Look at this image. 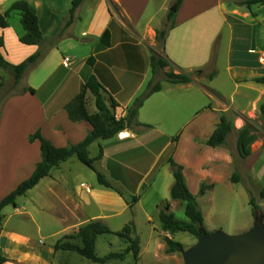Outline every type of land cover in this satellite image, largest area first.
Listing matches in <instances>:
<instances>
[{
    "label": "crops",
    "instance_id": "obj_1",
    "mask_svg": "<svg viewBox=\"0 0 264 264\" xmlns=\"http://www.w3.org/2000/svg\"><path fill=\"white\" fill-rule=\"evenodd\" d=\"M15 1L0 0V12L7 11ZM23 1L38 15L43 43L20 41L25 33L22 15L12 11L8 26L0 27L4 37L1 52L13 64L42 47L46 55L25 70L17 89L7 93L0 107V200L30 177L42 159L40 141H30V134L40 130L54 145L66 146L82 141L90 132L89 122L70 120L65 105L91 75L101 83L107 103H117L115 113L119 118L128 114L152 79L160 80L162 88L139 109L138 121L143 125L122 130L129 133L127 137L118 133L89 146L92 157L103 148L96 167L123 195L91 179L75 154L28 190L29 196L44 187V204L34 200V205L62 225L66 233H74L93 219L107 224V219L130 211L136 226L139 216L152 225L156 217L161 228L159 238L164 242V236L174 239L180 231L164 229L159 217V209L167 202L172 212L177 204L171 198L175 178L170 158L183 166L192 193L197 195L201 185H208L205 193L198 194L203 197L235 183V173L237 182L241 181L240 173L252 177L256 184L264 177L251 163L255 149L252 147L253 153L240 163L236 143L237 129L244 126L246 117L259 116L264 121V83L255 80L264 77V3L248 7L239 4L243 0H182L175 8L177 0H83L73 21L65 25L72 0ZM175 9L163 52L170 63L165 70L189 73L192 80L186 83L157 78L150 60L154 48L150 39L155 41L157 31L168 27V12ZM65 57L71 59L69 64H65ZM87 109L89 113L98 110L90 91ZM228 111L237 113L236 129L228 135L226 144L208 145L222 113ZM175 136L178 138L174 141ZM133 197L136 201L130 205ZM19 208L17 199L14 212H21ZM22 212L36 221L33 213ZM246 223L235 230H247L250 222ZM204 226L209 231L222 229L221 224H208L205 215ZM5 229L3 222L0 240L5 236L7 244L0 243V254L7 261L0 264H49L36 246L37 250L25 249L15 258L14 250L22 240L13 228ZM164 248L167 253V244ZM167 254L182 264L177 252Z\"/></svg>",
    "mask_w": 264,
    "mask_h": 264
},
{
    "label": "trees",
    "instance_id": "obj_2",
    "mask_svg": "<svg viewBox=\"0 0 264 264\" xmlns=\"http://www.w3.org/2000/svg\"><path fill=\"white\" fill-rule=\"evenodd\" d=\"M83 2V0H72V6L70 8V17L65 22V25H69L73 19L76 8ZM182 0H177L176 7L178 8ZM264 3V0H243L239 4L246 5L248 7L251 4ZM12 11L21 12V22L25 29V33L20 37V41L25 44H39L41 45L44 40V36L39 26V18L34 10L28 3L23 0L15 1L11 4L7 11L0 12V27L8 26V16ZM175 10L168 12L167 26L157 31L156 39L161 42V51L153 48L151 49V66L154 74H157L160 70L170 65L169 61L163 56L164 46L168 29L172 26L169 23L175 17ZM4 46V37L0 35V66L9 70L13 76L15 83H18L25 70L39 62L45 55L46 50L40 48L35 54L29 56L24 61L13 64L3 56L1 48ZM89 60V59H88ZM164 80L171 83H186L192 80L189 73L175 72L173 69L164 71ZM258 82L264 83V77H258L255 79ZM3 79L0 76V86L3 87ZM162 88V82L160 80L152 79L146 89L134 100L132 106L128 110V114L125 117H117L115 109L117 103L115 100H111V104H108L103 93L102 85L95 75H91L88 80L83 83L80 91L65 105L66 111L70 120L72 121H87L92 125V129L87 136L80 142L74 144H68L66 146H56L49 139H47L40 130L29 135V140H39L42 159L36 164L34 172L30 177L26 178L18 184V186L12 190L9 194L0 200V234L3 229V209L7 205L17 206V198L21 195H25L28 190L33 188L40 182L42 178L48 176L51 170L60 165L62 161L67 160L72 155H77L79 160L92 169L97 176V181L106 186L116 190L119 194L123 195V192L115 184L107 179L105 174L96 167V160L103 157V148L100 147L98 154L95 157L90 156L89 146L99 138L107 139L118 134L124 129H132L134 127L143 125L138 121L139 109L144 104L145 100L154 92ZM28 90L35 92L34 88L28 87ZM90 91L95 97V104L97 111L95 113H89L87 109V92ZM1 97V96H0ZM0 100V105L2 104ZM261 111L264 114V104L261 106ZM237 113L233 111L223 112L220 122L217 124L214 132L207 140V144L211 146L224 145L227 142L228 135L234 131V118ZM245 124L240 129H237V153L240 159H245L253 153L252 144L259 138V134L253 127V118L246 117ZM148 126V125H147ZM264 128V123L262 124ZM264 138V135H262ZM178 136L174 137V141ZM264 148V139L263 145ZM174 174V183L171 187V198L176 200H182L185 203V214L188 217L187 221L180 220L175 217V214L170 211V204L167 202L162 208L159 209V217L162 226L166 230L171 232L186 231L198 236L199 230L205 228L204 215L200 208L197 197L190 191L186 179L184 176L183 166L178 164L173 158L169 159ZM233 181L238 180V176L235 173L232 177ZM208 185L203 184L200 187V193H205ZM250 203L252 204L253 215L255 218H260L264 215L259 211V205L256 198L250 191ZM260 198L264 199V187L260 191ZM136 201V197H133L130 201L132 205ZM261 213V215H260ZM208 234L212 231L206 230ZM105 233H112L124 238L127 242V246L123 251H111L105 255H98L96 252V244L98 236ZM64 239H59L54 244L55 250H70L79 253L80 255L92 260L93 262L101 264H112V260H124L125 256L132 252L135 260H138L141 252L140 237L136 233V227L134 222L130 221L121 230H112L101 219H93L80 225L78 230L72 234L65 235ZM164 240L168 246L167 253L177 252L180 248H183V244L175 239L164 236ZM7 261V258L0 254V263ZM123 264V263H114Z\"/></svg>",
    "mask_w": 264,
    "mask_h": 264
},
{
    "label": "rangeland",
    "instance_id": "obj_3",
    "mask_svg": "<svg viewBox=\"0 0 264 264\" xmlns=\"http://www.w3.org/2000/svg\"><path fill=\"white\" fill-rule=\"evenodd\" d=\"M14 15H19V13ZM150 42H152V45L155 49L161 51L162 44L160 41L157 39L155 41L150 39ZM5 70L7 72L6 75ZM5 70L0 67V74L3 75V82L5 86L4 89H0V100L2 99V104L0 107L6 100L7 93L17 89L13 74L9 70ZM163 76V70H160L157 73V78H161ZM258 117L259 116H257L256 119L252 121L253 127L259 134V138L252 144V147L256 152L254 155H252L251 163L255 164L256 170L259 171L260 175H263L264 148L262 145L264 138L262 135H264V128H262V124L264 121H261ZM240 160V163H243V159ZM80 165L83 167V169H85V172L89 171L87 173L91 175V179L97 180L96 173L92 169L82 162H80ZM85 174L86 173H84V175ZM240 176L241 181H236L230 186L224 185L218 189L219 191H216L209 196L208 194L205 197L199 196L198 194L200 191L197 193V195L193 193L197 197L200 208L202 209L208 224L209 222L221 224L220 228L222 229L216 230H223L226 233L237 234L240 233V231L235 230L237 226H245L247 224L246 222H250L248 223L250 224L249 228L251 224L253 225L255 217L253 215L252 204L250 203V191L256 198L257 204L259 205V211L264 215V199L260 198V190L264 187V177L262 178L263 180L261 179L256 184L252 177H246L242 173H240ZM81 180L88 182L87 179L84 178ZM17 199L19 201V210L21 212H14V205L12 204L7 205L3 209V222L6 228L5 231H9V229L13 228L22 240V243L17 246V250H14L15 258L22 255L25 252V249H31V251L37 250L35 247H33L36 246L38 249L43 251V257L48 260L49 264H101L93 262L92 260L80 255L75 251L54 249V244L56 241L59 239L65 240V235H68L69 233L63 231L62 225L47 217L44 214V211L39 210L34 205V200L44 204V187L42 190H36L32 192L29 196L26 193ZM211 201H213V203H209ZM176 203L177 204H175L172 209L175 217L180 220L187 221L188 217L185 214L184 201L177 200ZM94 209L96 208H93V210ZM22 210H28L30 213H33L36 221L32 222L29 219V215L25 214V212H22ZM131 218L132 215L130 214V211H127L124 212L123 215H118L107 219V225L114 231L121 230L123 226L128 223V221L134 222L133 219L131 220ZM135 227L137 234L139 237L141 236V247L143 249L140 253L139 259L135 260L134 255L130 252L125 256L124 260L115 259L111 261L112 264H178L172 254H167L165 252L164 246H166V244L162 238H159L158 236L161 232L158 218L154 217V225H152L139 216L137 226L135 224ZM174 239L181 242L183 244V248L192 246L197 240L193 234L185 231L177 232L174 236ZM6 240L7 239L5 236L1 238L0 243L2 246L6 247ZM126 246L127 242L124 238H121L116 234L105 233L98 236L96 252L98 255L102 256L111 251H123ZM9 252L10 251L7 250L8 254ZM177 253L183 264V256L181 252L177 251Z\"/></svg>",
    "mask_w": 264,
    "mask_h": 264
},
{
    "label": "water",
    "instance_id": "obj_4",
    "mask_svg": "<svg viewBox=\"0 0 264 264\" xmlns=\"http://www.w3.org/2000/svg\"><path fill=\"white\" fill-rule=\"evenodd\" d=\"M263 219L255 218L252 227L237 234H208L201 228L192 246L179 249L183 264H264Z\"/></svg>",
    "mask_w": 264,
    "mask_h": 264
},
{
    "label": "built area",
    "instance_id": "obj_5",
    "mask_svg": "<svg viewBox=\"0 0 264 264\" xmlns=\"http://www.w3.org/2000/svg\"><path fill=\"white\" fill-rule=\"evenodd\" d=\"M64 61H65V64H69L71 62V59L69 57H65L64 58ZM119 135L121 137H127L129 135V133L128 132H122V131H120L119 132Z\"/></svg>",
    "mask_w": 264,
    "mask_h": 264
}]
</instances>
